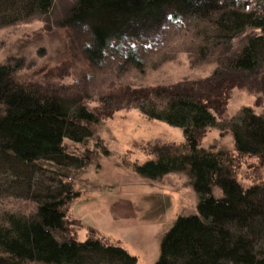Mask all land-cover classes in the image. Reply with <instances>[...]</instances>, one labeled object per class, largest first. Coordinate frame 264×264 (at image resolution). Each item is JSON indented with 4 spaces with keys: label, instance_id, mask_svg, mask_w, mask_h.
Masks as SVG:
<instances>
[{
    "label": "trees",
    "instance_id": "1",
    "mask_svg": "<svg viewBox=\"0 0 264 264\" xmlns=\"http://www.w3.org/2000/svg\"><path fill=\"white\" fill-rule=\"evenodd\" d=\"M237 1L75 0L70 18L60 25L67 39L77 36V45L99 57L116 43L151 40L168 21L211 19L212 11L224 5L229 10L213 23L219 41L229 42L249 28L259 30L247 37L227 66L231 74L251 75L264 61V14L232 8ZM51 6L52 0H0V27L26 16L46 15ZM220 69L212 75L222 83L217 88L210 83L197 90L181 85L158 88L151 92L157 102L147 101L145 94L138 105L148 117L182 129L184 141L155 147L133 171L150 180L182 173L197 198L194 211L176 215L161 236L154 264H264V184L243 188L233 171V158L199 144L205 130L218 125L216 113L227 101L224 87L238 80L237 74L228 77ZM15 73L8 64L0 65V198L24 196L35 207L30 214L0 209V264H137L117 245L67 235L64 207L77 192L46 174L64 175L60 167L83 164L65 150L63 140L89 138L101 118L76 98L45 96L23 87ZM227 125L238 156L264 160V113L244 108ZM39 176L61 186L41 189Z\"/></svg>",
    "mask_w": 264,
    "mask_h": 264
},
{
    "label": "rangeland",
    "instance_id": "2",
    "mask_svg": "<svg viewBox=\"0 0 264 264\" xmlns=\"http://www.w3.org/2000/svg\"><path fill=\"white\" fill-rule=\"evenodd\" d=\"M74 1L52 0L46 15L26 16L0 27V65L15 68L14 79L23 87L45 96L76 98L101 118L89 138L63 140L65 150L82 159L80 167H60L64 175L46 172L77 192L64 207L67 235L79 241L98 238L126 250L137 264H154L161 236L176 215L194 211L197 198L182 173L150 180L133 171V165L148 159L155 147H175L184 141L182 129L148 117L138 105L145 94L147 101H156L151 92L158 88L181 85L197 90L209 83L217 88L222 83L212 75L220 68L228 77L237 74L238 80L224 87L227 101L216 113L218 125L207 128L199 144L233 158V171L243 188L264 184V160L238 156L227 125L244 108L264 113V61L251 75L231 74L227 68L229 58L259 30L249 28L229 42L219 41L213 23L229 10L221 5L211 19L168 21L151 40L116 43L98 57L77 45V36L67 39L60 25L70 18ZM232 8L264 14V0H238ZM38 179L41 189L61 186L43 176ZM214 193L219 195L216 189ZM2 197L0 209L23 214L34 210L32 199Z\"/></svg>",
    "mask_w": 264,
    "mask_h": 264
}]
</instances>
